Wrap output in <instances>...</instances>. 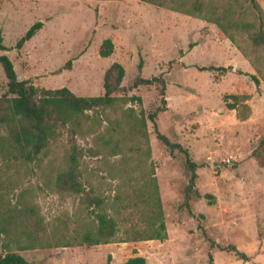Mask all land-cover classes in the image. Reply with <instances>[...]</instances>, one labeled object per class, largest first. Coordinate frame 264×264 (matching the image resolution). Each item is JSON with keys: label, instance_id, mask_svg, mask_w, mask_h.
<instances>
[{"label": "rangeland", "instance_id": "obj_1", "mask_svg": "<svg viewBox=\"0 0 264 264\" xmlns=\"http://www.w3.org/2000/svg\"><path fill=\"white\" fill-rule=\"evenodd\" d=\"M213 1L222 6L229 0ZM256 1L264 11V0ZM170 3L0 0L5 53L19 79L39 88L66 86L77 95L96 96L103 93L104 72L114 61L125 68V86L138 75L162 76L166 110L156 116L157 129L187 148L198 164L195 186L201 194L189 201V208L184 205L189 179L185 156L178 148L171 152L146 118L147 138L137 134L135 142L123 149V159L129 160V166L140 156L145 164L152 163L166 223L165 240L25 250L14 243L6 248L0 242L1 254L10 249L27 264H123L134 255L144 256L146 264H264V166L253 156L264 136V46L254 47L246 33H237L239 49L214 23L171 9ZM240 4L247 18L258 25L259 13L252 4L248 0ZM38 20L43 23L41 29L23 50L17 49V40ZM107 37L114 48L111 55L102 57L98 49ZM208 65L230 68L224 72L199 69ZM246 73L259 78L258 87ZM6 81L0 66V96L7 90ZM228 93L250 95L246 102L251 113L246 120L225 106ZM127 95L139 96L141 103L118 101L114 110L89 111L92 116L83 121V134L61 127L39 160L17 164V185L4 195L11 213L20 201L28 202L46 229L60 228L69 237L95 223L87 197H113L118 181L110 178L108 165L122 157L91 155L89 149L98 148L96 134L120 114L122 106L142 108L147 116L163 105L154 85H140ZM72 150L77 152V181L84 190L59 192L55 177ZM132 168L139 172L138 167ZM125 215L122 229L137 221L139 212L134 207ZM229 245L244 252L248 260L229 251Z\"/></svg>", "mask_w": 264, "mask_h": 264}, {"label": "trees", "instance_id": "obj_2", "mask_svg": "<svg viewBox=\"0 0 264 264\" xmlns=\"http://www.w3.org/2000/svg\"><path fill=\"white\" fill-rule=\"evenodd\" d=\"M150 3L162 4L165 0H143ZM170 8L176 11L200 17L214 23L220 31L240 49L237 33H246L254 47L264 46V11L256 0H248L259 13L256 21L246 16V10L240 8V0H229L222 6L213 0H170ZM43 23L38 20L28 27L17 40L15 47L20 49ZM114 44L111 38L102 40L98 52L102 57L112 54ZM7 47L3 44L0 32V66L6 78L7 90L0 96V242L4 247L10 243L16 244L20 250L31 249L35 246H71L96 245L112 242H130L140 240H160L167 238L166 223L161 205L158 183L152 163L145 164L141 156L133 166L139 168L134 173L133 166L128 165V159H123V149L135 142L137 134L147 138L146 118L150 119L156 130L157 138L172 152L178 148L183 152L185 166L189 172L188 183L184 190V205L189 208V201L200 198L201 194L195 186L198 164L191 159L187 148L178 142H172L169 137L157 129L155 122L158 112L166 110V82L162 76L143 77L138 75L129 86L122 84L125 68L117 61L112 62L104 72L103 93L96 96L77 95L66 86L59 88H39L27 79H19L10 57L5 53ZM141 68V63H139ZM229 66H200V70L226 71ZM259 86V78L246 73ZM140 85H154L158 90L163 105L145 116L142 108L138 111L134 106L121 107L118 116L108 120L104 131L95 136L97 149H89L93 156H117L119 161L108 165L111 179L118 181L113 197L100 195L88 196L87 208L92 207L91 214L95 223L84 231H76L69 235L60 228L46 229L41 216L28 204L20 201L11 213L6 206L5 196L17 185L19 162L39 160L41 154L55 139L60 128H67L73 133L83 134V121L90 119L89 111L105 112L114 110L116 103L122 101L141 103L136 95H127L128 91ZM249 94L228 93L224 95L225 106L236 110L237 118L246 120L251 113L247 104ZM146 140V139H145ZM149 153V148L146 150ZM253 156L264 166V136L253 150ZM77 152L72 150L67 156L66 166L58 171L54 185L59 192L81 193L83 184L77 181ZM12 166V167H11ZM12 168V169H11ZM13 171H9V170ZM77 173V174H76ZM81 174V173H80ZM91 189V187H90ZM89 189V190H90ZM207 196V195H206ZM140 205V207H139ZM139 212L137 221L129 227H120V222L128 217L127 210L134 208ZM111 209V213H108ZM121 214H124L121 216ZM72 238V239H71ZM4 239V241H3ZM239 258L247 261L248 256L239 251L234 245L227 247ZM0 264H27V260L19 253L6 249L0 253ZM108 264H110L108 262ZM123 264H146L142 255L130 256ZM211 264V263H209Z\"/></svg>", "mask_w": 264, "mask_h": 264}, {"label": "crops", "instance_id": "obj_3", "mask_svg": "<svg viewBox=\"0 0 264 264\" xmlns=\"http://www.w3.org/2000/svg\"><path fill=\"white\" fill-rule=\"evenodd\" d=\"M39 30H40V29H39ZM35 34H36V33H35ZM32 37H33V36H32ZM32 37H31V38H32ZM31 38H30V39H31ZM30 39H29V40H30ZM29 40H27V41H29ZM27 41L22 45V47H21L19 50H23V49H24V47H25L26 44H27Z\"/></svg>", "mask_w": 264, "mask_h": 264}]
</instances>
